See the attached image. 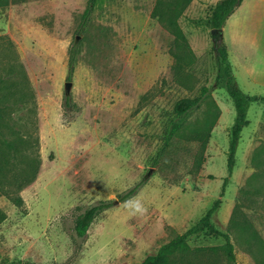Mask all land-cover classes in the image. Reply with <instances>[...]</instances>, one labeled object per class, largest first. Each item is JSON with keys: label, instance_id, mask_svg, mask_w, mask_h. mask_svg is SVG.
<instances>
[{"label": "rangeland", "instance_id": "rangeland-1", "mask_svg": "<svg viewBox=\"0 0 264 264\" xmlns=\"http://www.w3.org/2000/svg\"><path fill=\"white\" fill-rule=\"evenodd\" d=\"M166 1L175 2L158 11L167 22L152 16L157 0H97L86 24L90 0L0 7V141L17 131L40 157L37 178L19 193L23 209L0 196V264H139L218 200L212 222L230 236L236 262L224 237L203 232L170 264H264V23L257 29L264 1L247 0L219 41L207 23L219 0ZM221 43L239 87L259 99L231 175L236 108L216 85ZM250 47L255 79L244 64ZM204 87L210 92L201 105L180 118L176 105ZM176 123L182 127L172 133ZM32 157L21 154L15 168ZM104 201L115 203L79 237L77 217Z\"/></svg>", "mask_w": 264, "mask_h": 264}, {"label": "trees", "instance_id": "trees-1", "mask_svg": "<svg viewBox=\"0 0 264 264\" xmlns=\"http://www.w3.org/2000/svg\"><path fill=\"white\" fill-rule=\"evenodd\" d=\"M12 0H0V7H6L11 3ZM182 1V4H181ZM192 0H180V4L186 7ZM244 0H220L213 4L210 8L209 15L207 16V23L212 29L224 28L228 19L240 8ZM97 0H90L89 7L87 8L84 15V23L86 24L90 18L96 6ZM175 3V2H174ZM171 2L168 4L166 0H157L155 9L152 13L153 18L157 17L160 21H166L163 17V5H169L166 9H175V4ZM180 7V6H179ZM163 8L159 14V10ZM182 9V10H181ZM184 8H179V13H183ZM167 22V21H166ZM170 22H177L173 19ZM175 24V23H174ZM217 64L219 68V74L216 78V85L223 86L226 88L229 96L234 102L236 108V121L232 129V136L230 141V151L228 158V170L231 175L236 162V152L241 138V133L245 127L250 123L248 119V111L250 106L258 101L259 99L245 93L238 85L236 77L233 73V67L229 59L228 47L225 43H221L216 49ZM75 63V52L72 53L69 62V78L74 69ZM210 92L209 87H204L201 92V96L193 99H184L180 101L176 107L175 112L180 118L185 119L194 109L201 105L203 99ZM4 108L0 106V127L2 122L5 121ZM182 127V123H176L173 126L172 133L179 130ZM38 144V142H37ZM23 153H29L33 156V163L20 166V169L15 168V162L19 159V156ZM0 159L4 160V164L0 167V173L6 172L8 174L13 173L9 177L0 176V196H6L12 203L18 207L24 208V200L20 196V192L35 181L38 175L40 166V157L38 145L33 149H25L23 147V140L17 131H11L9 138L0 141ZM138 187H134L126 192L122 197L121 201H125L130 198L137 191ZM115 201H104L98 205H94L87 209L84 213L79 215L76 219V233L79 237L87 235L88 230L94 220L105 210L114 206ZM221 201L215 202L213 207L207 211L205 216L187 232L182 235H178L171 241L162 245L159 250L154 254L150 255L146 260L139 264H170V257L176 255L179 252L184 251L188 247L187 240L190 236L197 235L203 232H209L214 235L224 237L226 243L224 246L225 253L229 260L236 262V254L234 244L228 234H225L218 230L212 222V216L220 207ZM6 219L5 213L0 208V224ZM11 264H32L23 262H12Z\"/></svg>", "mask_w": 264, "mask_h": 264}, {"label": "crops", "instance_id": "crops-1", "mask_svg": "<svg viewBox=\"0 0 264 264\" xmlns=\"http://www.w3.org/2000/svg\"><path fill=\"white\" fill-rule=\"evenodd\" d=\"M197 2L198 1H202V2H209V1H207V0H196ZM220 1V0H219ZM247 0H244V2L242 3V5L240 6V8L228 19V21L226 22V25H225V27L223 28V30H224V33H225V30H226V28H227V24H228V22L230 21V19L233 17V16H235V15H239V13L241 12V10H242V8H243V6H244V3L246 2ZM256 1H259V0H256ZM260 1H264V0H260ZM218 2V1H217ZM216 2V3H217ZM263 20H264V11H263V14H262V16H261V19H260V21L258 22V26H257V29L259 30L260 29V27H261V25L264 23L263 22ZM257 34V33H256ZM255 34V35H256ZM257 36V35H256ZM255 38V37H254ZM254 38L252 37V43H251V45L250 46H252L253 44H255V40H254ZM252 50H253V47H250V49L247 51V54H246V57H245V66H246V69L248 70V75L251 77V78H253V79H255V77L254 76H256V74L254 73L255 71H254V69H253V67L251 66V64H250V61H251V58H252Z\"/></svg>", "mask_w": 264, "mask_h": 264}, {"label": "water", "instance_id": "water-1", "mask_svg": "<svg viewBox=\"0 0 264 264\" xmlns=\"http://www.w3.org/2000/svg\"><path fill=\"white\" fill-rule=\"evenodd\" d=\"M212 34L215 38V41H219L224 37V30L223 28H216L212 30ZM66 88L68 91H70L72 88V82H67Z\"/></svg>", "mask_w": 264, "mask_h": 264}, {"label": "clouds", "instance_id": "clouds-1", "mask_svg": "<svg viewBox=\"0 0 264 264\" xmlns=\"http://www.w3.org/2000/svg\"><path fill=\"white\" fill-rule=\"evenodd\" d=\"M133 207L135 208L137 212L145 211V209L143 208V205L140 202H136L135 205H133Z\"/></svg>", "mask_w": 264, "mask_h": 264}]
</instances>
